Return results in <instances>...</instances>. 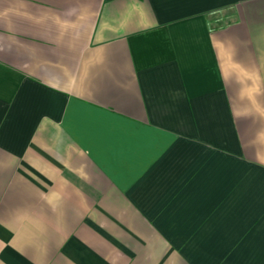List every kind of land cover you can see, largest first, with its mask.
Segmentation results:
<instances>
[{"label":"crops","instance_id":"obj_1","mask_svg":"<svg viewBox=\"0 0 264 264\" xmlns=\"http://www.w3.org/2000/svg\"><path fill=\"white\" fill-rule=\"evenodd\" d=\"M0 264H264V0H0Z\"/></svg>","mask_w":264,"mask_h":264}]
</instances>
